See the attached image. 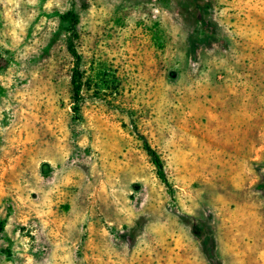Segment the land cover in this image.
<instances>
[{
	"label": "rangeland",
	"instance_id": "obj_1",
	"mask_svg": "<svg viewBox=\"0 0 264 264\" xmlns=\"http://www.w3.org/2000/svg\"><path fill=\"white\" fill-rule=\"evenodd\" d=\"M0 264H264V0H0Z\"/></svg>",
	"mask_w": 264,
	"mask_h": 264
},
{
	"label": "trees",
	"instance_id": "obj_2",
	"mask_svg": "<svg viewBox=\"0 0 264 264\" xmlns=\"http://www.w3.org/2000/svg\"><path fill=\"white\" fill-rule=\"evenodd\" d=\"M63 22L68 23V32L69 40L67 42V50L70 56L73 58V68L71 70V86L73 92V99L75 104L80 101L82 87L85 83L82 81V73L79 71L80 55L78 54L75 46V41L78 38V33L76 31V26L79 23V18L76 13L72 10L67 11L61 17ZM78 111L76 106L73 107V114ZM141 147L146 156L148 157L150 163L155 169V174L158 180L167 188L168 191H171V185L168 182L166 173L164 171L162 160L156 150L148 143L144 137H140Z\"/></svg>",
	"mask_w": 264,
	"mask_h": 264
}]
</instances>
